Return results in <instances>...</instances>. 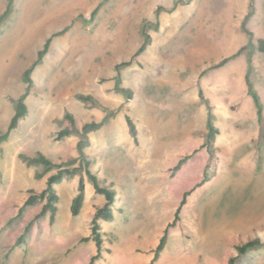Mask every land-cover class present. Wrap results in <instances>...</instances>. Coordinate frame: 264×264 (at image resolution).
Wrapping results in <instances>:
<instances>
[{"label":"rangeland","instance_id":"obj_1","mask_svg":"<svg viewBox=\"0 0 264 264\" xmlns=\"http://www.w3.org/2000/svg\"><path fill=\"white\" fill-rule=\"evenodd\" d=\"M249 2L14 0L12 12L0 24V134L13 115L14 99L25 90L24 71L46 39L51 42L31 74L27 114L0 144V264H90L96 253L94 242L82 238L90 234L95 205L104 203V195L95 194L88 180L80 213L70 212L83 170L56 185L53 223L49 213L34 219L44 200L13 218L28 189L45 187L32 174L43 166L26 165L20 153L41 151L65 166L81 164L69 141L55 139L68 123L66 112L79 128L87 121L105 123L115 117L112 133L106 127L91 132L86 148L90 170L101 183L113 182L117 191L111 205L114 219L101 221L103 250L95 264H147L184 191L191 188L180 220L169 227L153 264H229L236 245L264 239V51L258 48L264 39V0H254L246 23L252 35L242 28ZM6 3L0 0V14ZM144 31L150 43L134 56ZM129 60L120 72L122 84L133 92L130 99L115 87L116 63ZM247 75L263 103L262 124ZM200 91L223 132L214 160L216 179L196 186L207 158L206 150L198 148L205 134ZM80 93L93 95L101 105L85 104L77 98ZM126 114L137 126V143ZM64 147L70 151L57 158ZM178 151L191 156L174 169ZM208 164L211 174L213 160ZM233 264H264V244Z\"/></svg>","mask_w":264,"mask_h":264},{"label":"trees","instance_id":"obj_2","mask_svg":"<svg viewBox=\"0 0 264 264\" xmlns=\"http://www.w3.org/2000/svg\"><path fill=\"white\" fill-rule=\"evenodd\" d=\"M13 4H14V0H7L6 7L0 14V24L12 12ZM97 7L94 9V11L97 10ZM249 7L250 9L246 13L242 21V28L249 35H252V31L246 27V23L248 19L251 17V15L254 13V9H255L254 0H250ZM150 38H151L150 34L144 31L143 41L139 46V48L134 53V56L139 55L146 49V47L150 43ZM50 42H51V37L46 39L43 48L38 51L36 60L23 73V81L26 84L25 90L17 99H14L15 108L13 111V115L10 118L6 131L0 134V144L9 137L11 131L18 126L19 121L27 114L28 107L26 103V98L30 94L33 84V79L31 74L34 68L42 61L44 54L48 51ZM258 48L259 50L264 51V39H260ZM225 60L226 58L220 60L215 64V66L222 65L225 62ZM130 63L131 61L129 60V61H122L116 63L115 65V69L117 72L115 87L116 89L125 93L128 99L132 98L133 92L129 87L124 86L122 84L120 68L121 66L128 65ZM246 81H247L248 93L251 95L257 109L258 120L262 124L263 103L260 99L259 93L257 92V90L253 85V82L249 78V75L246 76ZM200 97L205 101L208 107L207 131L205 133L202 147H205L207 149L209 153V159L210 161L213 160V165H215L216 164L215 162L217 161V154H216L217 148L215 147V139H216V135L219 133V128L215 124V116H214V112L212 111V106L208 102V99L204 98L201 91H200ZM77 98L90 106L101 105L100 101L91 94L80 93L77 94ZM65 117L68 120V124L57 131L55 135V139L60 140L71 133L78 134L79 140L77 142V150L79 153V159L80 161H82L81 164H79L78 166H67V165L65 166V164H67L66 162L54 161L41 151L36 152L34 155H27L25 153H20L19 156L26 163V165L43 166V169L37 170L34 176L36 179H40L44 175H46V185L39 192H35L33 189H28L29 194L24 199L23 204L19 207L17 214L13 218H17L21 216L25 207L34 205L37 202L44 200L41 209L35 214L34 219H37L49 213L50 222L53 223L56 220V215L58 210L57 202L59 200V194L57 192L56 185L62 182L67 177L76 174L79 170H83L84 174L80 173L78 177L76 193L71 201V205H70L71 214L73 216H76L80 213L82 209L85 200V188H86L85 176L92 183L94 193L104 195L105 197L104 203L95 205V209L92 214L90 227H89L90 234L82 238L83 241H87L91 239L94 242L96 246V253L91 256L90 264H95L94 262L95 259L101 256V252L103 250V235L105 234V232L101 228V221H108L114 219L115 214L111 205L114 203L115 199L117 198V191L114 186V183L113 182L108 184L101 183L100 177H98L90 170L89 160L86 154V148L90 146L89 133L101 128L104 122L102 120L87 121L83 123L81 128H79L76 123L75 117L71 113L66 112ZM124 117L126 120L129 134L131 135L134 143H137L138 142L137 126L130 115L126 114ZM194 151H196V149ZM190 156L191 154L183 155L175 164L174 169L179 168L185 161H187L188 158H190ZM54 167H57V170L54 172H50ZM209 178H210V174L208 173L207 169H205L201 180L196 184V186L202 185ZM193 189L194 188L184 191L180 203L175 210L173 219L167 223L165 229L163 230L162 235L158 240L157 245L153 250L154 254L151 260L147 264H153L159 258L160 253L164 249L165 244L167 242L168 229L169 227L175 226L177 222L180 220L181 208L186 203L187 196L193 191ZM10 221L11 219L8 220V223H10ZM30 223L31 222H29L28 225H26L25 231H27ZM22 237L23 234L16 239L14 245H17L23 239ZM263 244H264V239L260 237H255L253 239H249L245 241L242 244L236 245L237 254L230 256L229 264H233V262L239 255L244 254L248 250L255 249Z\"/></svg>","mask_w":264,"mask_h":264},{"label":"crops","instance_id":"obj_3","mask_svg":"<svg viewBox=\"0 0 264 264\" xmlns=\"http://www.w3.org/2000/svg\"><path fill=\"white\" fill-rule=\"evenodd\" d=\"M207 111H208V107H207V105H206V103H205V112H201V115H202V117H203V125H202V131H204L205 133H206V131H207ZM216 118H217V114H216ZM115 122V117H113V116H111V117H108V119H107V121L104 123V125H102V127L101 128H107V130H108V132L109 133H112L110 130H112V129H114V126H111V124L112 123H114ZM68 124V123H67ZM66 124V125H67ZM216 124H217V127L219 128V133L216 135V139H215V147L217 148V150H218V144H219V142L221 141L220 139H221V133L223 132L222 131V129H221V127L219 126V124L217 123V120H216ZM65 125V126H66ZM64 127V126H63ZM186 129H188V128H186ZM92 132H94V131H92ZM186 132H188V131H186ZM73 134L71 133V134H69V135H67V136H65L64 138H63V142H67V141H69L68 143L69 144H72L73 145V147L76 149L75 151H72V152H74V153H76V151H78L77 150V142H78V137H75V138H72L71 136H72ZM89 135H90V145H91V143H92V140H91V132L89 133ZM204 137H205V134H204V136H203V138H202V141H201V145L198 147V148H204L205 150H206V152H207V158H205L206 159V161H204L203 163H202V170H201V176L203 175V173H204V170L206 169V166H207V164H208V161H209V153H208V151H207V149L205 148V147H202V144H203V142H204ZM117 139V138H116ZM196 145V144H195ZM89 147V146H88ZM87 147V148H88ZM198 148H196V146H195V148L194 149H196V150H198ZM193 149V150H194ZM68 151H70V149H67L66 147H64L63 149H60V150H58L57 152H56V157L57 158H59V157H62L63 156V153L64 154H66V153H68ZM86 151H87V149H86ZM183 151H178L177 152V155L178 154H180L181 156H179L178 157V159H176L175 161H176V163H177V161L183 156V155H185V154H183L182 153ZM183 154V155H182ZM188 154V153H187ZM200 157L201 158H203V154L202 155H200ZM214 167L212 168V173L210 174V178L207 180V181H205L206 183L207 182H211V181H213L214 182V180L216 179V170H215V167H216V165H213ZM35 168H36V166H34ZM35 172H36V170H34V172L32 173L33 175L35 174ZM202 178V177H201ZM37 180H40L41 181V186L40 187H42V186H44V185H46L45 184V182H46V175H44L42 178H40V179H37ZM87 186H88V179L86 180V188H85V199H86V192H87ZM75 193H76V191L74 192V194H73V196L71 197V201H72V198L74 197V195H75ZM85 201V200H84Z\"/></svg>","mask_w":264,"mask_h":264}]
</instances>
